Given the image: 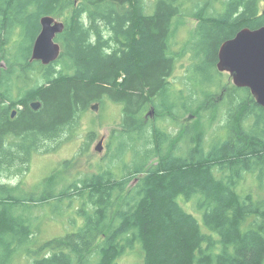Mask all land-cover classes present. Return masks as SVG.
Returning a JSON list of instances; mask_svg holds the SVG:
<instances>
[{
	"label": "trees",
	"instance_id": "1",
	"mask_svg": "<svg viewBox=\"0 0 264 264\" xmlns=\"http://www.w3.org/2000/svg\"><path fill=\"white\" fill-rule=\"evenodd\" d=\"M262 1L158 0L148 14L147 0H0V264H119L132 252L143 264H264V107L249 88L221 80L217 67L224 41L264 25ZM44 15L66 25L57 35L63 52L49 65L30 61ZM186 16L198 20L201 41L176 49ZM106 98L123 105L107 171L60 193L53 173L40 195L2 181L28 171L34 152ZM188 115L195 120L185 122ZM248 175L260 181L256 196L241 187ZM52 198L81 200L84 224L38 242L28 202Z\"/></svg>",
	"mask_w": 264,
	"mask_h": 264
},
{
	"label": "rangeland",
	"instance_id": "2",
	"mask_svg": "<svg viewBox=\"0 0 264 264\" xmlns=\"http://www.w3.org/2000/svg\"><path fill=\"white\" fill-rule=\"evenodd\" d=\"M158 0H147V13L153 14L157 10ZM189 5V3H187ZM188 11H191L192 7H186ZM262 10L264 9V0L261 3ZM59 20H62L58 18ZM183 26L178 30L175 37V48L179 49V45L197 43L201 41V38L197 39L194 37L196 28L198 26V20L194 17L186 16L183 19ZM28 48V45H26ZM30 47V46H29ZM190 54H187L182 60H179L175 73L173 74L172 81L175 82L173 85L174 91H179L182 88L181 84H177L179 77H182L186 72V67L188 66L190 60ZM4 65L5 64L4 61ZM37 76V75H36ZM40 74L37 76L39 77ZM186 78V77H185ZM220 79L225 82L233 83L232 77L229 73L225 72L223 77ZM219 78H216V81ZM36 82V81H35ZM32 80L28 87L33 85ZM198 89H204L206 87L197 86ZM190 91V88H188ZM188 89L186 93H188ZM206 92L216 91L215 87H208ZM17 95V93L15 94ZM16 97V96H14ZM19 98V96L17 97ZM97 103L98 111L92 109V105ZM20 105V104H18ZM17 105V106H18ZM89 107V110L84 111L77 121L73 124L70 129H67L57 140L47 141L46 146L41 148L38 152H34L31 155V162L29 165V170L24 171L19 175L3 176L2 181L10 183L12 185H17L22 183L24 192L27 194H38L45 193L47 191V178L56 173V192L60 191L69 185L70 183L81 179L89 174L97 173L103 169L106 171L112 165L111 161L108 159V139L113 130L120 128V123L123 119V105L121 103L115 102L109 98H106L104 104L100 102H93ZM149 108L146 115H149ZM188 115L185 118V122L194 121ZM211 136L212 134L209 133ZM93 136H95L94 139ZM225 136V134H222ZM103 139V148L101 151L97 150L100 141ZM126 150V149H125ZM125 151V155H126ZM120 153V150L117 154ZM107 157V158H106ZM131 156H129V159ZM124 160V152L121 158ZM120 164V163H119ZM117 171V170H116ZM120 173V170L117 171ZM259 179H254L250 175L246 177L243 181L241 187L245 189H252L254 195L260 193ZM34 207L33 214L38 216L36 220V225L38 232L36 238L38 242H45L53 238L64 237L67 234L75 232L84 224L82 217H79L77 210L80 207L81 200L77 198H67L60 200L59 198H52L43 204H33ZM186 210L189 212L194 211L195 207L193 203L185 205ZM193 213L202 223L203 229L206 231L205 226L202 221V216L200 211ZM142 255L139 253H130L123 256L119 264H143ZM22 258H17L14 264H25L26 260L23 262Z\"/></svg>",
	"mask_w": 264,
	"mask_h": 264
},
{
	"label": "water",
	"instance_id": "3",
	"mask_svg": "<svg viewBox=\"0 0 264 264\" xmlns=\"http://www.w3.org/2000/svg\"><path fill=\"white\" fill-rule=\"evenodd\" d=\"M41 30L37 35L31 55L32 61H40L44 65L56 62L63 47L57 40V35L65 29V22L52 15H44L40 19ZM218 70L227 72L233 83L238 87H247L251 90L255 100L264 107V25L252 29L244 27L236 35L224 41L219 48ZM41 102L32 103L38 109ZM98 104L92 105L98 111ZM154 109L149 115L154 114ZM103 148V139L97 150Z\"/></svg>",
	"mask_w": 264,
	"mask_h": 264
},
{
	"label": "flooded vegetation",
	"instance_id": "4",
	"mask_svg": "<svg viewBox=\"0 0 264 264\" xmlns=\"http://www.w3.org/2000/svg\"><path fill=\"white\" fill-rule=\"evenodd\" d=\"M30 61H31V58H30ZM32 62H37L39 65H44L42 62H40V61H32ZM1 66H3V67H5V65H4V62H2L1 63ZM34 84V83H33ZM37 101H39V102H41L40 100H32V101H30L29 102V106H30V108L31 109H33V110H35V111H37V110H39L40 108H41V106L36 110V109H34L33 107H32V103H34V102H37ZM10 103V102H9ZM11 104V103H10ZM23 104H25V103H23ZM18 105V104H17ZM15 105V106H13L12 105V107H11V114H10V116H11V118H15L17 115H18V112L21 110V104L20 105Z\"/></svg>",
	"mask_w": 264,
	"mask_h": 264
}]
</instances>
